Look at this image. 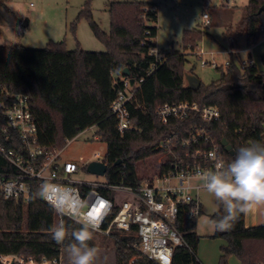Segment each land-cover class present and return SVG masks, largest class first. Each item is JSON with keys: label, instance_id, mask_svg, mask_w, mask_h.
Here are the masks:
<instances>
[{"label": "trees", "instance_id": "1", "mask_svg": "<svg viewBox=\"0 0 264 264\" xmlns=\"http://www.w3.org/2000/svg\"><path fill=\"white\" fill-rule=\"evenodd\" d=\"M91 1H86L70 31L76 35L78 24L87 21L94 37L105 46L103 52L79 47L69 50L66 41L53 40L44 49L0 45V88L28 97L40 144L63 150L83 132L96 128V135L107 145L108 170L104 180L113 186L137 188L148 179L139 175V165L151 157L166 156L158 172L163 176L176 172V165L179 170L193 169L196 162L203 166L201 158H193L197 150L208 151L218 145L221 157L229 162L239 147L264 143V71L256 64L243 66L239 56L231 54L226 69L217 68L221 73L217 81L210 85L200 81L197 88L187 87V76L195 75L186 70L189 55L184 50L198 48L209 34L207 31L186 30L181 50L173 45L158 49V28L150 25L158 22L157 4L111 2L110 27L106 31L95 21ZM263 5L264 0H249L237 35H246L254 42L264 35V12L259 13ZM261 59L264 65V55ZM126 81L134 93V101L128 105L133 128L122 134L117 129L112 105L125 90ZM183 102L196 103L201 108L217 107L221 117L212 124L204 123L197 113L186 120L171 119L167 124L160 121L158 107ZM193 127L206 130L213 142L200 139L183 147L181 142L190 139L187 131ZM175 135L179 140L171 151L160 147ZM224 139L233 154L222 145ZM100 192L112 200L116 197L111 190ZM191 208L186 203L179 206L176 227L186 245L175 249L172 264H201L197 257L201 239L197 233L198 217L188 216ZM219 215L221 211L211 219ZM61 221L69 232L80 227L37 198L16 201L0 196V242L7 246L0 254L31 256L37 264L44 259H59V249L72 242L70 236L64 244L53 241L51 229ZM110 238L114 240L117 264H158L134 247V229L126 235L113 232ZM213 238L227 241L220 264H227L231 256H236L241 264H264V224L247 228L245 215L241 214L230 231H216ZM41 243L54 246V252L37 251L36 246ZM88 243L91 245L92 240ZM14 244L20 246L15 248Z\"/></svg>", "mask_w": 264, "mask_h": 264}, {"label": "built area", "instance_id": "2", "mask_svg": "<svg viewBox=\"0 0 264 264\" xmlns=\"http://www.w3.org/2000/svg\"><path fill=\"white\" fill-rule=\"evenodd\" d=\"M203 21L205 26L211 24L208 13L203 15ZM199 55H203L202 50ZM206 64L208 62L203 63ZM242 64L248 66L253 62L245 60ZM228 65L229 60L226 61L225 68ZM212 66L219 67L215 63ZM133 101L134 93L130 91V82L126 81L125 90L119 93L112 105L117 129L122 134L133 128L128 108ZM194 113L199 114L206 124H212L221 117L217 107L201 108L198 104L189 102L165 104L157 109V116L163 124L169 123L171 119H189ZM187 133L190 139L181 142L183 147L192 142L197 143L200 139L213 142L207 131L201 128L193 127ZM178 140L176 135L169 137L160 147L171 151ZM61 151L51 150L40 144L38 126L28 97L0 88V196L16 201L37 198L57 213L59 206L68 205L74 214L62 216L76 222L75 213L91 214L90 216L99 219V230L95 233L106 237H110L113 232L130 234L134 229L137 238L134 247L158 264H172L175 249L186 245L176 227L179 206L190 204L192 208L187 213L188 216H200L202 206L198 192L203 188L202 177L214 169L217 157L223 159L218 145H213L208 151L197 150L193 158H201L203 166L196 162L193 169L179 170L176 165V172L158 175L153 181H146L133 188L109 185L105 180L93 183L71 180L70 176L78 173L79 167L70 162L61 164ZM95 156L99 158L101 155L97 153ZM103 162L105 163V159ZM41 188L44 189V194L37 195ZM83 189H87V192L83 193ZM101 189L114 191V200L103 195ZM118 193L127 194L130 198L118 204ZM101 203L103 208L100 207ZM58 261L57 258L44 259L42 264H58ZM0 264H25V260L16 254H0ZM27 264L37 263L34 258H30Z\"/></svg>", "mask_w": 264, "mask_h": 264}, {"label": "rangeland", "instance_id": "3", "mask_svg": "<svg viewBox=\"0 0 264 264\" xmlns=\"http://www.w3.org/2000/svg\"><path fill=\"white\" fill-rule=\"evenodd\" d=\"M86 1L0 0V45L21 44L30 49H44L48 42L53 40L66 41L69 50H75L80 46L84 51H105V46L94 37L87 21L83 20L78 24L76 35L70 31L71 23L77 19ZM114 1H138L158 5V22L150 23L151 26L158 28L155 40L158 49H167L173 45L181 50L186 30L201 28L207 31L209 34L198 43V48L184 50L189 55L186 70L193 71L203 85H210L221 76L220 71L213 67L212 63L218 64V68L226 69L224 65L231 58L229 36L237 33L244 8L249 2V0H92L93 17L106 31H109L110 27L108 8ZM205 13H208L211 19V24L208 26H205L203 21ZM234 44L233 50H239L237 44ZM239 45L241 54L234 53L239 56V61L252 60L253 64L264 71L261 59L264 55V35L257 42L249 41L244 35L239 38ZM201 50L202 56L199 55ZM235 61L238 63V60ZM204 62L208 64L203 65ZM96 134V128L88 129L69 142L60 152L61 164L70 162L79 167L78 173L70 176L75 182L93 183L104 180L103 177L87 171L90 163L103 162L107 152L106 143ZM97 153L101 155L99 158L95 156ZM165 161V155L151 157L139 165V175L148 178L145 182L153 181ZM198 197L202 214L197 222V233L201 236L197 257L201 264H220L222 247L227 245V241L223 238H213L216 231L208 224V220L219 211L223 214L222 207L218 206L215 198L204 188L199 190ZM129 198L127 194H117L118 204ZM14 246L17 248L20 245L14 244ZM90 246L99 249L95 264H117L114 240L110 237L94 233ZM6 249L7 246L0 242V251ZM54 249L51 244L41 243L36 246L37 251L54 252ZM59 250L58 264H70L67 248ZM19 257L24 258L25 264L33 258L27 255ZM227 264H241V262L236 256H231Z\"/></svg>", "mask_w": 264, "mask_h": 264}, {"label": "clouds", "instance_id": "4", "mask_svg": "<svg viewBox=\"0 0 264 264\" xmlns=\"http://www.w3.org/2000/svg\"><path fill=\"white\" fill-rule=\"evenodd\" d=\"M203 188L222 207L223 214L208 220L214 231H230L241 214L247 215L264 206V143L253 142L235 151L233 159L225 162L216 158L214 169L202 177ZM44 189L37 193L43 195ZM61 215H73L68 205L57 208ZM78 229L69 232L61 221L51 229V237L57 244L67 245L70 264H95L99 249L90 246L95 232L99 230V219L86 212L75 213Z\"/></svg>", "mask_w": 264, "mask_h": 264}, {"label": "water", "instance_id": "5", "mask_svg": "<svg viewBox=\"0 0 264 264\" xmlns=\"http://www.w3.org/2000/svg\"><path fill=\"white\" fill-rule=\"evenodd\" d=\"M263 12H264V5L259 10V13H263ZM24 26L27 27L26 24H24ZM126 73L127 75H129L127 71ZM131 84H134L133 79L131 80ZM199 86H200V80L198 78H196L193 75L187 76V87L197 88ZM222 145L226 148L227 151H230L231 154H233L231 146L228 144V141L226 139L222 141ZM107 170H108V166L104 162H92L87 166V171L90 174L101 176V177H105Z\"/></svg>", "mask_w": 264, "mask_h": 264}, {"label": "crops", "instance_id": "6", "mask_svg": "<svg viewBox=\"0 0 264 264\" xmlns=\"http://www.w3.org/2000/svg\"><path fill=\"white\" fill-rule=\"evenodd\" d=\"M236 11L237 10L235 9V12ZM28 27H29V25H28ZM242 36H244V35H237V33L234 36H229L230 54H234V53L241 54V47L239 45V38H241ZM234 43L237 44L239 50H233L234 49L233 46H235ZM78 47L80 48V46H78ZM262 224H264V206H261V207L257 208L254 212L245 215V226L247 228L256 227V226H259Z\"/></svg>", "mask_w": 264, "mask_h": 264}, {"label": "snow or ice", "instance_id": "7", "mask_svg": "<svg viewBox=\"0 0 264 264\" xmlns=\"http://www.w3.org/2000/svg\"><path fill=\"white\" fill-rule=\"evenodd\" d=\"M100 207H101V208L104 207L103 203H101ZM90 215H91V214H90ZM96 215H97V216L99 215V210H98V209L96 210ZM94 218H95V216H94Z\"/></svg>", "mask_w": 264, "mask_h": 264}]
</instances>
